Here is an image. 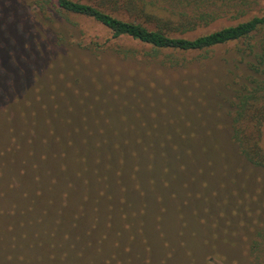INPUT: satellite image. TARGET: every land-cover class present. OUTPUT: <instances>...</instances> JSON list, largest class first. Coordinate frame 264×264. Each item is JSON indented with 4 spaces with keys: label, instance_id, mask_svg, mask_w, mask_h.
Here are the masks:
<instances>
[{
    "label": "rangeland",
    "instance_id": "1",
    "mask_svg": "<svg viewBox=\"0 0 264 264\" xmlns=\"http://www.w3.org/2000/svg\"><path fill=\"white\" fill-rule=\"evenodd\" d=\"M39 1L46 3L44 10L35 7ZM76 1L100 4L105 12L131 20L121 10L113 11L111 0ZM248 1L249 6L232 1L236 14L245 12L246 18L264 14V0ZM15 2L13 24L0 28V41H6L0 43L1 63L18 78L13 84L17 89L20 79L26 78L28 93L17 98L11 82L2 76L0 104H12L0 105V150L10 145L13 136L20 138L16 137L21 145L0 162V242L6 247L0 249V257L12 256L3 264H20L19 256L49 255L51 242L56 244V256L66 253L59 258L61 264H90L92 258L113 253L115 241L129 245L136 264V257L145 252L144 240L154 247L151 260L158 261L164 247L156 229H162L164 240L175 248L170 264H246L242 249L246 229L264 226V169L244 162L230 141L235 86L228 72L242 73V66L234 62L242 45L229 43L191 54L155 52L128 37L114 38L90 18L56 11L55 0ZM233 23L225 16L191 37ZM9 37L15 39L16 53L4 49L11 45ZM16 100L23 108H17ZM29 102L38 122L26 135L21 134L22 115H31L24 106ZM43 106L50 112L58 108L92 132L103 129L113 137L139 136L154 148L164 144L166 155L130 150L137 152V160L129 154L124 163L132 172L138 165L143 178L139 189L134 195L124 194L109 174L111 192L100 197L92 174L96 153L87 155L90 171L85 179L76 177V150L71 147L62 158L64 148L52 142L45 164L38 159L47 153L41 138H49ZM54 124L60 135L68 129ZM80 132L84 134V129ZM168 145L190 152L195 162L186 158L180 162L181 154H169ZM261 146L264 149V125ZM78 148V153H86L82 144ZM64 159L68 169H62ZM52 177L56 185L49 190ZM124 181L127 188L133 185L129 177ZM63 191L66 196L60 194ZM48 229L58 235L50 243L38 244L43 239L40 233ZM103 233L108 240L101 250H87L88 243Z\"/></svg>",
    "mask_w": 264,
    "mask_h": 264
},
{
    "label": "trees",
    "instance_id": "2",
    "mask_svg": "<svg viewBox=\"0 0 264 264\" xmlns=\"http://www.w3.org/2000/svg\"><path fill=\"white\" fill-rule=\"evenodd\" d=\"M15 1L17 0H0L1 29H5L8 24H13L11 22L15 18L14 11L17 10L16 7L18 6ZM232 1L234 2V0H111L114 4L112 10H121L131 20H123L105 12L104 9L100 8V4L94 6L76 0H55V9L65 14L90 18L109 29L114 38L128 37L150 46L155 52L168 50L191 54L196 52H209L216 47L229 43H240L242 46L237 49V57L234 62L242 66V73L234 74L232 70L228 72L230 80L235 86L230 122V141L244 162L254 168L264 169V149L261 146V129L264 125V14L250 18H246L247 15H245V12L236 14L234 8L237 5L233 4ZM241 1L240 3H243L244 6H249L248 3L250 1ZM43 4L46 3L44 1L36 2L35 7L44 10L45 7ZM225 16L229 17V20H235V23L191 37L196 31L207 28ZM4 33L8 35L9 31H4ZM7 39L11 45L5 46L4 49L9 50L11 53H16L18 46H16L15 39L13 37ZM3 41H0V43ZM13 47L16 50L12 49ZM1 60L2 57L0 55V87L1 79L4 75L11 82V84L9 83L10 90L13 91L14 96L16 95L17 98L18 96H26L28 93V91H25L26 78L20 79L19 88L22 89V93H19V88L17 89L13 85L17 82L18 78L17 80L14 79L15 76L8 72V69L2 65ZM31 65L33 66V64ZM2 103L0 104L1 106ZM8 103L10 105L12 104L9 101L3 104L6 105ZM15 103L19 104L20 102L16 100ZM17 106L18 109L23 108L21 103ZM24 106L31 110V115L25 112L22 115V123L25 126V130L21 134L27 135V131L32 130L31 125L35 127V123L38 121L35 116L34 105L29 102L25 103ZM43 107L46 110L45 112H47L46 114H48L44 116V123L49 135V138H41V142L46 149L45 152L49 151L52 142H56L61 148H64L63 152H60L62 158L66 157L65 150L68 147L75 149L76 152L73 154V160L76 167L78 166L76 177H82V179H85L90 171L87 155L93 152L96 153L94 156L95 168L92 169V174L94 175L96 183L99 185L97 195L100 197L109 195L111 192L109 174L114 176L115 182L113 184L115 183L116 187L120 188L124 194L130 193V195H134L136 189H139L140 176L137 173L139 169L138 165L137 170L134 168L132 172L128 165L124 163V159L129 154L133 159L135 158L137 160V152H130V150L139 149L143 153L145 151L153 152L155 150L156 154L160 153L163 157L166 155L164 144L162 146L156 145L154 148L153 143L150 144V142L139 136L118 135L113 137L103 129L98 132H92V129H89L85 124L79 125L78 120H72L64 116L58 108L50 112L47 106ZM4 113L9 118L10 115L6 109ZM49 115L51 116L49 117ZM55 122H59L63 126L68 125V129L67 131H65L66 128L64 129L63 135L58 134L56 131ZM81 128L84 129V134H81ZM16 137L20 141L18 136H13L10 145L0 150L1 163L7 154H12V151L21 149V145L19 147ZM14 138L16 141H13ZM28 143H31V137L29 135ZM81 144L84 146V149L86 148V153H78V146ZM168 149L169 154H181L180 162H183V158L195 162V159L189 156L190 152L181 153L182 150L172 145H168ZM32 151L33 149L30 148L26 154L30 156ZM47 155L48 152L42 153L38 156V159L45 164ZM23 158H25L23 162H29L26 157L23 156ZM41 162L38 163V167L41 166ZM155 163L158 165L157 161ZM69 167L70 164L64 159L62 169H68ZM34 168L36 172L37 166L34 165ZM154 172L156 173L155 169H153L152 173ZM127 177L130 178L133 184L129 188H127L128 186L125 185L126 182L124 181ZM18 182L22 184L20 181ZM67 182L68 187L72 188V183L69 180ZM85 182L87 184L86 180ZM53 185H56V179L52 177L48 183V189L50 190ZM37 192L40 195L43 193L40 189ZM54 192L55 190H52V195H55ZM60 194L66 196L64 191ZM57 196L59 195L56 194ZM87 196L88 194L84 193V197ZM56 197H53V199ZM156 230L160 237V242L164 247L163 256L158 261H152L151 251H154V247L151 248L148 241L144 240L146 242L143 245L145 252L136 257V264H170L169 261L174 257L175 248L164 240L162 229ZM56 233L57 231L55 229L43 231L40 233L43 239H40L38 244L50 243L52 241L51 238L58 235ZM245 234L246 238L242 249L243 257L245 256L244 258H246V264H264V226L260 229H246ZM117 236H119V232ZM107 240L106 234H100L96 241L88 243L89 245L87 247L89 248L87 250H91L92 252V248L94 247L99 252ZM51 243L50 247L53 248L51 252L54 254L50 253L46 256L33 255L29 257L19 256L16 259L20 264H40L42 262L43 264H61L59 258L64 259L66 253L56 256V244ZM15 245L14 243L13 246ZM119 245L115 241L113 243V253L100 259L92 258L89 260L90 264H135L133 258L129 255V245ZM1 248L6 247L0 242ZM76 251L80 252L77 249ZM11 257V255H6L4 258L8 261ZM4 258L0 257V264L5 263Z\"/></svg>",
    "mask_w": 264,
    "mask_h": 264
},
{
    "label": "water",
    "instance_id": "3",
    "mask_svg": "<svg viewBox=\"0 0 264 264\" xmlns=\"http://www.w3.org/2000/svg\"><path fill=\"white\" fill-rule=\"evenodd\" d=\"M140 180H143L142 175L140 176Z\"/></svg>",
    "mask_w": 264,
    "mask_h": 264
}]
</instances>
